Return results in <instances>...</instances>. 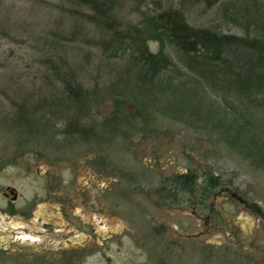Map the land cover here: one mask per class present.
<instances>
[{
	"label": "rangeland",
	"instance_id": "rangeland-1",
	"mask_svg": "<svg viewBox=\"0 0 264 264\" xmlns=\"http://www.w3.org/2000/svg\"><path fill=\"white\" fill-rule=\"evenodd\" d=\"M224 1L0 0V264H61L59 254L51 250L60 244L48 243L46 224L53 221L58 230L72 220L86 226L75 236L92 237L95 225L100 251L107 254L85 264L154 262L158 237L163 235L158 227H165V235L176 236L173 227L189 224L197 219L193 212H201L185 202L179 208L162 204L157 194L161 188L177 190L175 178L191 171L198 175L197 194L206 188V178H220V184H230L264 212V172L243 162L212 131L162 115L152 119L153 125L113 124L120 102L114 98L113 85L128 67L127 58H115L105 50L113 29L130 31L151 16L169 12L193 29L232 33L236 29L225 19ZM100 8L106 12L104 19L97 16ZM158 47L150 43L151 51ZM51 65L86 92L82 110L65 109L64 87L52 76ZM127 103L120 105L121 117L134 116L140 108L135 101ZM142 114L150 119L156 112L149 108ZM72 123L78 130L70 128ZM66 133L74 137L67 138ZM49 173L84 199L79 201L78 196L73 212L68 211L75 215L72 220L48 204V186L54 187L45 185ZM131 177L136 185L126 184ZM8 186L20 194L15 204L3 196ZM106 187L112 190L104 193ZM140 188L146 189L147 198L138 193ZM96 192L105 200L98 210L91 205ZM210 203L219 206L212 195ZM228 207L221 208L227 211L224 220L240 224L236 234L247 248L263 217L233 212L237 203ZM26 236L38 242L20 240ZM215 236V242L226 241L222 232ZM201 248L197 243L188 252L186 264L201 263L205 256ZM233 252L245 256V264L248 257H259L245 249ZM234 258L228 255L217 261L232 264Z\"/></svg>",
	"mask_w": 264,
	"mask_h": 264
},
{
	"label": "trees",
	"instance_id": "trees-1",
	"mask_svg": "<svg viewBox=\"0 0 264 264\" xmlns=\"http://www.w3.org/2000/svg\"><path fill=\"white\" fill-rule=\"evenodd\" d=\"M224 9L235 32L193 29L169 12L151 16L130 31L113 29L105 50L128 61L113 85L114 98L120 101L113 124L153 125L152 119L159 115L192 123L212 131L243 162L264 172V0H225ZM97 16L107 15L100 8ZM151 42L158 44V51H151ZM49 68L64 87L65 109L84 108L87 95L82 87L58 66ZM132 101L140 107L138 112L121 117L120 105ZM149 108L156 112L150 119L142 114ZM142 118L143 123L138 121ZM70 128L79 126L72 123ZM197 176L191 171L179 181L192 188ZM205 182L206 188L215 189L221 180L213 177Z\"/></svg>",
	"mask_w": 264,
	"mask_h": 264
},
{
	"label": "flooded vegetation",
	"instance_id": "flooded-vegetation-1",
	"mask_svg": "<svg viewBox=\"0 0 264 264\" xmlns=\"http://www.w3.org/2000/svg\"><path fill=\"white\" fill-rule=\"evenodd\" d=\"M51 175L52 174L50 173L48 174V181L45 184L46 186L52 184L54 186H48V204L58 207V215L65 216L66 218L68 216V218H71L72 220L75 215L68 214V211L73 212L71 206H73L75 199H78V196L79 201H83L84 199L80 197V195L73 194L71 188L65 187L66 182L62 180V178L58 179V177H53ZM182 176L185 177L188 176V174L178 175L175 178L178 185L177 190L168 191L162 188L161 190L159 189V193H157L160 195L159 201L162 204L165 202L169 203L170 206L175 208H179L182 202L189 203L195 208V210H200V214L198 215V212L194 211L193 216H197V219H194V221L192 220V222H189L187 225H182L180 223V225L178 224L173 227V232H175L176 236L165 235V227L159 226L158 232L163 235L158 237V240L160 239V241L155 249L157 252L154 253L156 254V260L154 262L144 261L135 264H186L188 254L191 250L195 249L197 243L202 244L201 250L205 253V256L203 255L200 259V264H218L219 262L217 259L222 260L223 258H227L228 255L235 257L232 260V264H245L246 261L242 260V258L245 259V256L240 257L239 254L233 252V249L249 250V255L252 254L253 256H259L258 258L255 257L256 259L248 257V264H253L255 261H257L256 264H264V212L261 206L257 202L249 203L245 196L243 197L240 192L230 184L221 183L215 189L204 188L203 192L197 194L195 186L188 189L185 186H182L179 181V177ZM126 181L127 185H130L131 183H134L135 185L137 184L132 177ZM141 186L145 187L143 184ZM104 190L105 191L102 190L104 193H108L112 189L106 187ZM12 192H15L18 195L15 201L12 200ZM146 192V189L140 188L138 193L145 198L148 196ZM210 195L216 200H219L218 207L214 206L212 203L209 204ZM3 196L10 200V204H15L20 194L16 188L8 186L4 189ZM100 196L101 194L96 192L92 197L91 205L95 210L101 208L102 202L105 201L101 199ZM88 200H90L89 197ZM235 203L238 205V210L235 208L233 212H249L255 216L258 215V217H263L262 219L260 218L257 220L259 225L253 229L254 234L247 243V248L244 244L242 245L243 242L238 240L239 235L236 234V232L241 229L240 224L236 223L234 225H229L227 221L224 220V217L227 215L225 212L227 211L224 208L223 210L221 209L224 205H230L228 208H234ZM46 227L48 228V235H50L47 237L48 243L60 244L56 248L51 249L48 247L47 249L48 251L52 250V252L56 251L59 254V259H62L61 264H85V261L87 260H98V258L100 259L102 256L105 257L107 255L100 251V242L98 240L99 233L95 225L91 228L93 234L92 237H85L83 234H79L78 236L72 235L75 232L80 233L86 228L85 223L82 220H72V222L66 221L65 228L58 230L55 228L57 226L53 221L52 223L48 222ZM194 230H198V232L192 233ZM217 232L225 234V242L213 241L214 237L217 238V236H215ZM60 234L62 236L58 237ZM202 238H205V240L202 242L197 241ZM20 240L29 244H36V242H38V239L36 237L33 238L32 236L21 237ZM166 240H168V242H166ZM218 245L224 246V248L219 249L217 248ZM222 250L223 252H221ZM131 264L134 263L131 262Z\"/></svg>",
	"mask_w": 264,
	"mask_h": 264
},
{
	"label": "water",
	"instance_id": "water-1",
	"mask_svg": "<svg viewBox=\"0 0 264 264\" xmlns=\"http://www.w3.org/2000/svg\"><path fill=\"white\" fill-rule=\"evenodd\" d=\"M12 195H13L12 196L13 197L12 200L15 201L17 199L18 195L15 192H12Z\"/></svg>",
	"mask_w": 264,
	"mask_h": 264
}]
</instances>
